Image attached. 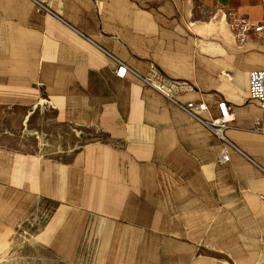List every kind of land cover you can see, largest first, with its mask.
<instances>
[{
  "label": "crops",
  "instance_id": "0c3cea01",
  "mask_svg": "<svg viewBox=\"0 0 264 264\" xmlns=\"http://www.w3.org/2000/svg\"><path fill=\"white\" fill-rule=\"evenodd\" d=\"M228 12L259 21L264 0H0V107L97 133L63 157L0 135V255L23 227L65 264H264V37ZM222 100L251 132L228 162L185 108Z\"/></svg>",
  "mask_w": 264,
  "mask_h": 264
},
{
  "label": "rangeland",
  "instance_id": "374dc122",
  "mask_svg": "<svg viewBox=\"0 0 264 264\" xmlns=\"http://www.w3.org/2000/svg\"><path fill=\"white\" fill-rule=\"evenodd\" d=\"M27 111L20 108L7 109L0 107V135H3L2 133L6 131L7 134L13 137V140L23 141V144L26 143L30 149L40 146L41 152L44 154H53L60 157L65 156L66 151H71L82 145L86 140L96 137L97 133L94 131H88L86 135H82L77 127L57 128L51 125L50 122L48 125H44V122H47L46 119L50 118L51 112L49 110H37L30 122H24V115ZM56 152L58 153L55 154ZM51 209L50 205H44L40 224H45L48 221ZM34 226V223H30L27 229L33 231ZM22 229L23 227L20 228L21 232L16 234L15 247L7 254L0 255V264H65L55 259L41 245L36 248L30 238L32 232L29 234L28 231L25 234ZM94 257L95 253H87L81 257L78 264H91Z\"/></svg>",
  "mask_w": 264,
  "mask_h": 264
},
{
  "label": "built area",
  "instance_id": "2783aa9c",
  "mask_svg": "<svg viewBox=\"0 0 264 264\" xmlns=\"http://www.w3.org/2000/svg\"><path fill=\"white\" fill-rule=\"evenodd\" d=\"M38 1V0H35ZM229 24L235 32L236 37L240 42H245L251 32L257 33L264 37V19L259 21L250 20L244 15L234 12L226 13ZM127 67L121 64L117 70V75L125 76ZM147 82L164 95L171 97V93L167 87L162 83H154L151 80ZM249 96L251 99H256L264 108V69L253 70L249 75ZM185 108L199 118L205 126L219 139L222 144L220 160L224 162L230 161L229 149L233 148L241 152L239 148V141L233 137V133L241 134L245 140L250 138V131H240L234 129L232 123L236 119L235 111L229 106L225 100L218 101L214 107H210L207 102L196 103L194 101L188 102ZM210 112L209 118H204L200 112ZM216 111V114L214 112Z\"/></svg>",
  "mask_w": 264,
  "mask_h": 264
}]
</instances>
